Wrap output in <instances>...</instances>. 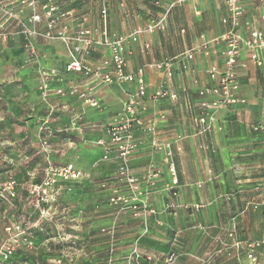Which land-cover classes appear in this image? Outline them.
Wrapping results in <instances>:
<instances>
[{
  "label": "built area",
  "instance_id": "1",
  "mask_svg": "<svg viewBox=\"0 0 264 264\" xmlns=\"http://www.w3.org/2000/svg\"><path fill=\"white\" fill-rule=\"evenodd\" d=\"M9 1L0 0V16L6 15L7 21L18 22L21 25L20 33L25 39L41 36L60 40L68 53L64 72L84 76L82 82L72 81L62 86L64 77L58 68H39L40 83L38 89L41 98L50 94L74 96L86 106L101 109L102 104L96 98L94 87L86 82V79L94 77L105 84L133 85L131 90L124 89V98L119 115L105 126L107 139L98 138L96 140V144L103 149L100 160L110 161L115 165L114 175L106 178L101 185L117 183L134 188L140 183L139 178L132 173L130 166L132 154L137 147L136 132L147 130L154 136L156 135L154 122L145 121L140 113L146 96H149L154 102L167 99L174 103L179 102L181 97L184 106L193 111L192 122L195 127L193 134H206L214 127L217 120L215 116L217 110L247 102V98L241 93L239 82L240 68L246 66L241 59L242 51H247L249 60L254 65H262L260 52L264 51V0H220L227 11V15L221 18V23L224 25L221 33L213 36L201 34L199 43L194 47L160 60L147 61L134 70L127 69L128 44L139 42L142 34L151 35L165 31L172 8L188 0H169L162 5L161 11L153 14L143 26L128 34L113 35L108 33L106 8L100 11V26H89L85 24L83 19L75 29L70 30L65 24V19L72 16L73 11L70 9L64 10L59 4L45 2L41 4V16L36 0H20L21 4H25L31 10L28 18L29 23L25 26L21 22L19 11L13 12L4 8V4ZM154 4L160 5L158 1H154ZM42 17L46 20L44 30H40L38 27ZM180 32L184 33V28H181ZM0 34L6 39L8 35L18 34V31H9L8 34L1 32ZM96 45L105 46L109 54L98 63H93L88 59V55ZM150 45L151 41L146 39L142 42L141 47L143 51H147ZM31 50L32 53L35 52L34 46ZM197 52L205 56H219L221 62L215 61L209 66L207 74L211 80L210 84H199L198 79L193 78L191 90L183 88L179 92L175 88V73L177 70L183 73L187 72L190 69L189 64ZM147 68H153L164 75L162 82L153 91H149L145 80ZM53 82L58 83L59 86L51 89L50 84ZM61 108H65V106H61ZM56 111H54L53 106H49L38 125V147L45 151V163L40 173V180L34 181L33 178H30L25 183V197L19 198V183L15 176L7 170L4 172V177L0 179V215L4 221L3 236L0 239V264H12L19 249L32 248L35 241L31 231H43L46 226L50 232L47 233L54 243L59 245L75 243L73 239L76 237L71 233V228L74 227L65 223L69 213L68 209L60 206L58 198L61 188L66 192H71L73 184L81 180L85 174L70 161L53 163L48 157L50 142L47 137L53 133L50 122ZM160 118L164 119L165 116L161 115ZM251 128L264 134V124H253ZM184 136L185 134L181 133L175 134L174 142H172L174 147L170 142L162 143L153 137L150 147L153 150L163 151L166 156L172 158L174 153L182 150L181 140ZM168 165L172 175H174L173 162H168ZM238 167L236 165L234 169ZM262 167L264 170V165ZM172 181L176 184V177ZM258 186H264V175L257 184V189L261 190L262 188ZM259 195L245 199L241 213L247 211L264 213V196L262 198L260 192ZM232 197L233 194L231 193L225 196L227 200ZM111 199L114 201V198ZM132 207L133 209L139 208L137 205ZM19 208L22 212L21 216H19ZM14 212H16V216L12 217L11 214ZM108 232L113 234L114 230L109 229ZM236 232V225L232 224L228 235L234 237ZM234 241L237 248L246 250L245 255L252 263L257 261V254H264V231L256 239H234ZM113 251L114 248L110 247L109 252L112 253ZM139 257V253L134 248L131 256L127 258L126 264H139ZM147 258L150 259V257ZM174 260V253H170L166 258L167 262H174Z\"/></svg>",
  "mask_w": 264,
  "mask_h": 264
},
{
  "label": "rangeland",
  "instance_id": "2",
  "mask_svg": "<svg viewBox=\"0 0 264 264\" xmlns=\"http://www.w3.org/2000/svg\"><path fill=\"white\" fill-rule=\"evenodd\" d=\"M36 1L38 3L37 8L39 13H41V16V4H44L45 2H51L59 4L64 10L70 9L73 11L72 16H68L65 19V22L69 21V18L75 19L76 17L77 20V17L80 15H86L89 18L90 25L100 21V10L106 8L107 14L109 13L111 17L110 20L112 21V27L116 32L119 31L123 34H128L132 30L136 21L134 19L132 20L131 16L132 11L137 9V6H135V3L132 4L129 0ZM4 5V8H7L8 10H12L13 12L19 11L21 22L25 26L28 25V18L31 14V10L28 8V6L21 4L20 0H10ZM139 5H141V2H139ZM138 8H140V13L137 16L141 20L143 18V14L141 15L142 7L140 6ZM176 20L177 18H175L174 22ZM6 21L7 16L1 15L0 33L4 32L8 34L9 31H18V34L10 36L8 35L6 39H4L0 34V81L3 82V80H7L9 82L8 84L3 82L4 84H7L6 88L0 86V102L5 97H7L8 100H11L12 102L11 106L8 108L9 112H15V108H18L19 113H26V117H21L19 121L11 120L10 123H14L18 127L20 126L24 128L23 130L33 127L37 128L44 116H41V114H45L47 111L46 108V111L44 112V105L49 106L50 104V106H53L54 111L57 110V107H59L49 101V96L51 94L47 95L45 98H41L40 93H37L38 89L36 88L40 83L38 70L41 67L58 68L57 65L60 62H54L52 55H49L47 52L48 47L49 49L50 47L52 48V46L47 45L50 39L39 36L40 43H38L40 45L35 46L36 44H34L33 39L35 40L37 37L32 36L28 39H25L23 34L20 33L21 25L18 24V22L13 20ZM45 21V18L42 17V21L38 26L40 30H44ZM198 24V28H194L195 32L198 29L200 30L206 27V24L202 22H199ZM169 27L170 28L166 33V36H169V38H159L157 41L158 49L171 51L177 48H182L184 45H190L191 42L189 39L183 41L178 35L181 27H184L187 33V28L189 26L183 24V22H176ZM23 41L24 44L22 43ZM33 46L35 51L34 53H32L31 50ZM43 46H46V48ZM50 62L52 64H50ZM61 68L62 70L64 69L63 66ZM62 70H60V72ZM3 74H7V76L4 77L2 76ZM125 89L130 90V88ZM38 97L41 98L42 102H40L42 105L39 106L38 111L40 116H35L34 110L36 111V109L32 106H36ZM21 99L25 101V106L23 105L24 107H21V105H15V102H19ZM28 102H34L35 105ZM3 111L4 109L0 106V146L1 149H3H0V157L6 158L7 162V167L3 169V172L8 170L14 176L19 174V180H21L19 186L23 185L21 187L24 189L25 183L32 176L34 166H36L37 163L42 164L44 159H42L40 153L44 154L45 151L37 148L36 144L32 142L31 138L27 139V137L24 136V131L23 136L21 132L19 133V141L13 138L11 134L6 135L5 130H11V127L10 125L4 126V119L2 117ZM84 111L87 114H91L94 120L105 119L104 112L102 113V111H98L97 109L90 106L84 107ZM176 114L178 113L176 112ZM54 116L55 113L52 115V117L54 118ZM25 124L28 126L23 127ZM5 127L7 129H5ZM57 134H61L58 136V139H61L64 136L62 135L63 133ZM52 135L53 133L48 135V137H52ZM105 139H107V136ZM174 139L175 138H173V142ZM184 139L186 138H183L181 142ZM27 140H29V142ZM84 140L81 141V146L84 144H89L87 143L89 142L88 140L85 143ZM96 140L97 138L94 136L91 142L96 144ZM241 147L242 146H240V144L233 145L235 152L241 149ZM255 148L256 147L251 146L252 152L249 155V159H245V165L241 170L240 168L234 169L237 172L235 174L230 173V170L228 172L222 168V166L214 168L210 167V170L208 171L209 178L207 180L199 179L193 186L200 191L196 189L190 190L188 192L189 196L184 202H181L179 199L178 181L176 184L172 181L174 177L177 179L178 175L176 167V157L178 154L176 153H174L171 158L166 156V154L163 152L168 171L171 175V181L157 186V191L160 192V196L162 197V202L160 205H158V203H153V201H156L155 199H150V195L151 193H154V191L151 192L145 188L146 186L154 187L156 185L152 178H157L159 174L155 171L148 173L145 172L141 176L132 171V173L140 180V183L135 185L134 188L126 184L117 183L101 185L105 179L102 182H97V184H92V182L91 185L88 184L83 186V184H81L80 188L74 192L76 197L74 206L73 208L71 207V210H73L72 214L71 210H69L68 212L70 217L67 216L65 219L66 225L74 227L71 228V233L76 237L73 239L75 243L72 245H59L54 243L51 236L47 233L49 232V228L46 226V224H44L46 227L45 229L43 228V231H31V234L34 238L33 240L35 242L33 243L32 248L22 249L23 251L19 254V264H81L79 260V243L83 242L87 245L92 241L94 242L95 239L98 238L100 239L98 240L99 245L104 247L102 249V253L97 254L100 258L97 262L103 261L101 264H126L128 260L127 258L131 256L132 250L134 248H136L140 255L138 260L139 264H191L192 262L187 260V258H192L190 254V245L193 242H198L197 250L194 253L196 256L194 257L206 260L209 262L208 264H236V261L232 255V250L235 251V257L237 258L239 264H245L244 261L246 260L250 262V260L245 255L246 250L242 248L243 253L236 251L237 247L235 245L234 239H254L259 237L264 231V213L260 211H247L241 213V210H239L240 204L243 203L245 199H250L255 195H259V192L262 193V198L264 196V186H258L259 188H262L261 190L257 189V182H260L263 176V173H258L259 170L262 171L258 164L264 162V152H262V150L261 152L255 151ZM257 150L260 149L257 148ZM234 151L232 152L234 153ZM88 152L90 154L93 153L92 150H89ZM205 156L208 159L210 156L214 162H217V157L219 154L213 150L209 155L205 154ZM92 157L93 156H91V159L88 156L84 158V155L81 154L79 161L72 159L71 162L76 167L81 169L83 162L86 159H90L91 161ZM168 162H173L174 164V175H172L169 169ZM113 175L114 172L110 176ZM243 179H245L243 182L245 183L244 187L236 189L237 194L235 195L232 203L227 202L225 196L233 190L232 188L235 189L236 187L233 185L231 190L229 189L227 192H225V185H227L226 183L229 180L240 181ZM201 190H204L206 194H202ZM208 192L211 193V196L208 194ZM163 194H165V197L162 196ZM200 194L205 198L202 199V197H199ZM212 196H214V198H212ZM111 198H114V201H112ZM133 205H137L139 208L133 209ZM98 207H101L100 216H91L93 210L98 209ZM83 208H87L86 210L89 212V214H87L89 217L86 219L84 218L86 217L85 212L87 211L83 210ZM113 211L114 213L112 214L111 212ZM180 211L184 212L185 214L184 220H180L179 216H177V212L179 213ZM203 211L206 212L205 217H202L201 215L203 214ZM234 211L236 215L234 214L235 216L230 217V214ZM107 213L108 216H106ZM91 223L97 224V228L96 226L91 227L89 230L92 233L89 232L87 237L84 231H81V228H83L85 225L88 227V225ZM232 224H235L237 228V232L234 237H230L228 235ZM197 226L204 230L198 232L196 229H194L197 228ZM102 228L104 230H101ZM109 229H113L114 233H109ZM110 247L114 248L112 253L109 252ZM212 252H214L216 255L211 257L210 253ZM170 253L175 254L174 262L166 261V258ZM84 255H88L89 258L93 256V260L96 257L93 252L87 253L86 251ZM147 257H150V259ZM110 258H112V260H110ZM58 260H60V262H58ZM254 263L264 264V254H257V261Z\"/></svg>",
  "mask_w": 264,
  "mask_h": 264
},
{
  "label": "crops",
  "instance_id": "3",
  "mask_svg": "<svg viewBox=\"0 0 264 264\" xmlns=\"http://www.w3.org/2000/svg\"><path fill=\"white\" fill-rule=\"evenodd\" d=\"M129 1L132 4L135 3V6H137V9H134L132 11V16H131L132 20L133 19L136 20L131 30L133 31L136 28L146 24L149 21V19L153 16V14L159 13L162 9L161 8L162 5L166 4L169 0H129ZM154 1H158L160 5L156 6L154 4ZM139 2H141V5H139ZM140 6L142 7L141 15L143 14V18L141 20L137 16L140 13L139 11L140 8H138ZM250 7L252 6L250 5ZM108 15L109 13L106 14V24H107L108 33L110 35L123 34L119 31L116 32L114 30L111 24L112 21L110 20L111 17L110 15L108 17ZM226 15H227V11L225 9L223 2H221L220 0H188L182 4L174 6L169 14L168 26L165 31L156 32L151 35L142 34L140 36L139 42H130L128 44L129 52L127 54V69L134 70L137 67L145 64L147 61L160 60L166 57L173 56L177 53L183 52L187 49H190L194 47L197 43H199L201 34H205L206 36H213L221 33L224 29V25L221 23V18ZM175 18H177V20L174 22ZM83 19L86 22L85 24L89 26L98 27L101 25V14H100V21L93 25L92 24L90 25L89 18L86 15H80L79 17H77V20L76 17L75 19L69 18L68 19L69 21H66L65 24L71 30L74 29L75 26H77L79 22H81ZM176 22H180V23L183 22V24L189 26L188 28L186 27L188 29L187 33L186 31L184 33L179 32L178 35L183 41L189 39V41L191 42L190 45H184V47L182 48L179 49L177 48L171 51L158 49L157 41L159 40V38L168 39L169 36H166L167 30L170 28L169 26L173 25V23ZM199 22L206 24V27L205 28L202 27L203 29L200 30L198 29L195 32L194 28H198ZM184 30L186 29L184 28ZM146 39H149L151 41V45L147 51H143L141 45L142 42L145 41ZM35 40L33 39L34 44H36L35 46L37 45L39 46L40 38L37 37L35 38ZM52 40L54 39H50L49 42L47 43V45L52 46V48L50 47V49L48 47L47 52L49 53V55L50 54L52 55L54 62L56 63L60 62L58 63L57 67L60 70H62L61 67L62 66L64 67V65L68 61V53L64 44L60 40L57 39H55L54 41ZM43 47L46 48V46ZM108 54L109 51L105 46L96 45L90 51L88 55V59L93 63H98L100 60H102V58L108 56ZM260 57L262 59V65L256 66L249 60L247 51L245 50L242 51L241 59L245 62L246 66L240 68L239 82L241 85V93L247 98V102L245 104L223 107L217 110L215 113L217 120L215 121L214 127L206 134H193L195 129L194 124L192 122L193 111L184 106V103L181 102L182 101L181 97L179 99V102L176 103L170 102V100L167 99L160 100L159 102H154L149 96L145 97V99L143 100V109L140 110V113L142 117L145 119V121L149 120L154 122L156 127V135L154 136L152 133L148 132L147 130L144 131L140 130L136 132L135 137H136L137 147L132 154L130 160V166L132 171L140 176L145 172L146 173L154 172V171L158 172L159 176L154 179L152 178V180H154L156 185L154 187H149V186L145 187L147 190L151 192L154 191V193H151L150 195L151 200L153 199L156 200L153 201L154 204L158 203V205H160L162 202L161 201L162 197L160 196V192L157 191L158 189L157 186H160L166 182H170L171 175L170 172L168 171V167L165 162L163 151L153 150L150 147V142L153 137L157 138L162 143L170 142L172 145L174 144L172 142L176 133L185 134L184 138L186 139H184L181 142L182 150L180 152H176V154H178V156L176 157V167L178 172L177 181L179 187L178 193L181 202L187 200L189 196L188 192L190 190L196 189L193 186L197 180L199 179L207 180L209 178L208 171L210 170V167L214 168V167L222 166V168H224L228 172L230 170V173L235 174L237 172L234 170V167L238 165L239 166L238 168H240L241 170L245 165V159H249V155L252 152L251 146L256 147L255 151L261 152L262 150V152H264V134L260 132L259 135L258 133H255L251 128V125L253 124H257V123L264 124V51L260 52ZM215 61L221 62V58L219 56L215 57L213 55L205 56L200 52L195 53L193 60L189 64L190 69L187 72L183 73L180 70L176 71L174 77L176 90L179 92H181L183 88H187L188 90H191V88L193 87L192 85L193 78H197L199 84H206V85L210 84L211 80L208 77L207 70L209 66ZM50 64L52 63L50 62ZM61 72L64 77V80L61 83L62 86L72 81H80V82L84 81V76L81 74L66 73L64 72V70H62ZM2 76L5 77L7 76V74H3ZM163 78L164 75L160 71H157L153 68H147L145 70V80L148 84L149 91H153L155 88H157L159 84L162 82ZM85 81L89 82V84H91L94 87V91L96 92V98L102 104V108L97 110L102 111V113L103 112L105 113V119L94 120L91 114L85 113L84 107H86V105H84L74 96H68V95L57 96L55 94H51L49 96V101L52 104L59 106L57 107V111L55 112L54 118L50 122V125L53 128L52 137L51 136L48 137L50 141L48 157L50 158V160L53 163H65L69 161L71 162L72 159L79 161L81 154L84 155V158L88 156L91 159V156H93L91 161L90 159L89 160L86 159L83 162L81 170L84 172L85 175L82 177L81 180L73 184V189L71 190V193H67L62 188L60 189L58 202L60 203L61 207L68 208V211L71 210L74 206L75 197H76L74 192L78 188H80L81 184H83V186L88 184L91 185V182L92 184L94 183L97 184V182H102L104 179H106L114 172L115 165L112 162L100 160V157L103 153L102 147L92 143L91 141L93 140L94 136L97 139L98 138L105 139V137L107 136L105 133L106 124L112 122L119 115L121 111L122 101L124 98L123 89L130 88L131 90L133 88V85H129V84H122V85L105 84L94 77L88 78ZM3 82L7 84L9 83L7 80L6 81L3 80ZM58 86L59 85L56 82L50 84L51 89H54ZM36 89H38V87ZM37 93L39 94V89L37 90ZM40 101L41 98L38 97L36 106H32L33 108L36 109V111L34 110L35 116L36 115L40 116V113L38 112L39 106L42 105L41 104L42 101L41 102ZM24 102L25 101L21 99L19 100V102H15V105L17 106L21 105V107H24L25 106ZM28 103L35 105L34 102H28ZM11 104H12L11 100H8L7 97H5L0 102V106L4 109L2 113V117L4 119L3 120L4 126L10 125L11 127V130H5L6 135L11 134L13 138L19 141V133L21 132L23 136L24 135L23 131H24L25 132L24 136L27 137V139L31 138L32 142L36 144L37 148H39L38 126L37 128L33 127L23 130L24 128L20 126L18 127L14 123H10L11 120L19 121L21 117L24 116L26 117V113L25 112L19 113L18 108H15V112H11V111L9 112L8 108L11 106ZM44 106L45 108L43 106L42 107L45 112L46 108H48L50 104L49 106L46 105ZM61 106H65V108H61ZM176 112L178 114H176ZM42 115H44V113L41 114V116ZM161 115H164L165 118L161 119L160 118ZM27 126L28 125L25 124V126L23 127H27ZM5 129L7 128L5 127ZM57 133H63L62 134L64 135L63 138L58 139L59 138L58 136L61 134H57ZM83 140L84 143L87 142L88 140L89 142L87 143L89 144H84L83 146H81L82 145L81 141ZM27 141L29 142V140ZM235 144H240V146H242L241 149H239L236 152L234 151L233 148V145ZM172 146L174 147V145ZM257 148H259L260 150H257ZM89 150H92L93 153L90 154L88 152ZM213 150L219 154V156L217 157L218 158L217 162L216 161L214 162V160L211 159L210 156L209 159L205 156V154L209 155L210 152ZM232 151H234V153ZM40 156L44 160L42 164L37 163L36 166H34L33 168L34 171L30 178L31 179L33 178L34 181L40 180V173L44 165L43 163H45V155L40 153ZM1 160L6 161V158L0 157V162ZM262 165H264V162L258 164V166H260L262 169V171L259 170L258 173H263L264 175V170ZM3 166L4 164H0V170H1L0 179L4 177L3 169H5L7 165H5L4 167ZM15 176L17 178L18 183H20L21 180H19V174ZM244 181L245 179L240 181L229 180L226 183L227 185H225L226 188L225 192H227V190L229 189L231 190L233 185L236 188H241V187L243 188L245 185V183H243ZM258 183L259 182H257V184ZM21 186L23 185L19 186V198H24L26 194L25 187L23 189ZM201 193L204 195L206 194L204 190H201ZM208 194L211 196L210 192H208ZM164 195L165 194H163L162 196L165 197ZM99 197H104V196H99ZM199 197H202V199L205 198L201 194L199 195ZM212 198H214V196H212ZM100 208L98 207V209L93 210L91 216H100L101 214ZM86 209L87 208H83V210L87 211ZM72 211L73 210H71V214ZM111 213L113 214L114 211ZM87 214H89L88 211L85 212L86 217L84 219L89 217L87 216ZM11 215L12 217H15L16 212L12 213ZM21 215L22 212L19 208V216ZM201 215L202 217H205L206 212L203 211V214ZM68 216L70 217L69 213ZM106 216H108V213L106 214ZM177 216H179L180 220H184L185 218L184 212L181 211L179 213L177 212ZM3 225H4V221L2 220L0 215V239L3 236ZM96 225L97 224L95 223L89 224L88 227L87 225H85L83 228H81V231L83 230L85 235L88 237L89 232L92 233L89 229H91V227H95ZM194 229H196L198 232L204 230L198 226L197 228ZM98 240L100 239L99 238L95 239L94 242L92 241L87 245L84 244L83 242L79 243V247H80L79 260L81 264H87V263L101 264V262H103V261L97 262L100 259L97 254L99 253L101 254L102 249L104 248L103 246L99 245ZM240 240H244V239L240 238ZM197 243L198 242H193L190 245V250H191L190 254L192 258L188 257L187 260H190L192 262L191 264H208L209 263L208 261L194 257L196 256L194 255V253L196 252L198 247ZM86 251L87 253L88 252L94 253V255L96 256L94 260H93V256L89 258L88 255H84ZM236 251L243 253L242 248L240 249L237 248ZM210 254L211 257L213 255H216L214 254V252ZM232 255L236 261V264H239L237 258L235 257L234 250H232ZM244 262L245 264H253L248 262L247 260ZM16 263L19 264V258L15 257L12 264H16Z\"/></svg>",
  "mask_w": 264,
  "mask_h": 264
},
{
  "label": "trees",
  "instance_id": "4",
  "mask_svg": "<svg viewBox=\"0 0 264 264\" xmlns=\"http://www.w3.org/2000/svg\"><path fill=\"white\" fill-rule=\"evenodd\" d=\"M22 43L24 44V41H23ZM23 44H22V45H23ZM6 85H7V84H4L3 82L0 81V86L6 88ZM5 88H3V89H5ZM5 90H6V89H5ZM40 122H41V121H40ZM252 130H253V129H252ZM253 131H254L255 133H258V134L260 133L259 131H255V130H253ZM259 135H260V134H259ZM0 164H4V166H5V165H7V162L1 160ZM4 166H3V167H4ZM15 178H16V177H15ZM16 180H17V178H16ZM38 181H39V180H38ZM236 189H237V188H235V189H233L232 191H230V193L233 194V197H232V198H230L229 200H227V199L225 198L227 202H229V203L233 202V200H234V198H235V195L237 194V190H236ZM240 196H241V194H240ZM237 198H238V197H237ZM241 199H242V197H241ZM242 205H243V203H241L240 206L238 205V206L240 207L239 210H241ZM235 206H236V205H235ZM232 209H234V208H232ZM262 213H263V212H262ZM234 214H235V211H234L233 213H231V216H230V217H233V216L236 215V214H235V215H234ZM36 233H40V232H36ZM255 239H256V238H255ZM22 251H23L22 249H19V251L15 254L14 258H15V257H16V258H19V254H20ZM14 258H13V260H14Z\"/></svg>",
  "mask_w": 264,
  "mask_h": 264
}]
</instances>
